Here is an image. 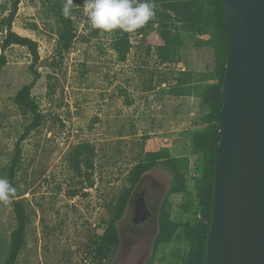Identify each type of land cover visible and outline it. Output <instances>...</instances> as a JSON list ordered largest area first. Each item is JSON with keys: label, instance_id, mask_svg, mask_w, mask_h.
<instances>
[{"label": "rangeland", "instance_id": "374dc122", "mask_svg": "<svg viewBox=\"0 0 264 264\" xmlns=\"http://www.w3.org/2000/svg\"><path fill=\"white\" fill-rule=\"evenodd\" d=\"M13 2L0 0V54ZM63 2L21 0L11 23L13 32L38 45L39 76L31 90L41 115L38 127L30 129L32 117L14 104L17 92L34 78L26 48L6 49V64L0 69V178L8 179L17 156L14 197L27 212L17 264H91L89 246L129 187L131 169L152 146L182 160L189 211L180 207L183 194L168 195L174 184L171 170L156 165L141 177L117 222L119 245L107 264H182L188 250L182 226L199 219L193 200L199 164L192 137L210 125L211 110L202 104L200 93L218 82L210 32L181 31L177 59L163 64L156 53L161 43L156 14L129 33L131 50L121 63L112 49L114 30L93 29L84 0H73L75 38L67 51L61 49L56 12ZM153 2L159 13L162 4ZM84 143L94 152L91 181L77 178L67 160ZM165 198V211L180 228L169 244L154 249ZM141 199L148 216L136 223L135 205ZM15 228L11 202H0V264H5Z\"/></svg>", "mask_w": 264, "mask_h": 264}, {"label": "trees", "instance_id": "16d2710c", "mask_svg": "<svg viewBox=\"0 0 264 264\" xmlns=\"http://www.w3.org/2000/svg\"><path fill=\"white\" fill-rule=\"evenodd\" d=\"M21 0H14L13 11L6 20V33L1 44L0 69L6 64L4 52L11 46L26 48L31 56L32 64L30 72L34 76L33 81L24 85L15 95L14 104L24 115L32 117L30 129L40 125L41 115L38 106L31 97V90L38 79L35 68L39 62L38 45L28 37L21 36L11 30V23L15 17L17 6ZM162 4V10L156 13L160 22L159 39L160 44L156 46L159 62L173 63L182 47L180 32H197L202 35L210 32V44L213 48L215 67L214 72L218 79L217 84L207 87L200 93L203 105L211 110L209 116V127L206 131L195 132L192 137V151L198 158L199 177L195 181L194 203L197 206L199 219L193 223L182 226V238L187 242L188 250L183 258L182 264H206V243L211 221V206L213 195V178L216 148L218 144V132L221 121V89L225 74V30L224 13L221 0H153ZM60 23L59 43L63 51H67L75 38L70 18H64L61 10L56 12ZM112 49L118 62H125L131 50L129 33L119 29L114 30ZM17 156H15L8 175V180L14 186V167ZM68 164L77 178H86L91 181L94 169V152L88 144H79L73 148L68 155ZM182 160L172 158L168 150L159 147H149L141 156L138 163L134 165L128 176L129 187H125L116 204L110 211V220L107 227L98 235L87 250L91 264H107L113 257L118 245L119 236L117 222L122 218L131 198L132 192L139 183L141 177L152 170L156 165L162 163L169 168L173 174V182L168 195L183 194L184 203L181 209L189 211L191 197L185 186L184 175L180 170ZM92 183V182H91ZM167 198L163 201L158 213V231L154 238V249L160 245L169 244L180 225L171 221L165 211ZM186 200V202H185ZM16 228L10 235V242L5 259V264H17L19 254L25 243V230L27 224V212L21 201L11 200Z\"/></svg>", "mask_w": 264, "mask_h": 264}, {"label": "water", "instance_id": "95a60500", "mask_svg": "<svg viewBox=\"0 0 264 264\" xmlns=\"http://www.w3.org/2000/svg\"><path fill=\"white\" fill-rule=\"evenodd\" d=\"M225 74L206 264H264V0H221ZM143 200L134 221L147 218Z\"/></svg>", "mask_w": 264, "mask_h": 264}, {"label": "clouds", "instance_id": "9594fccd", "mask_svg": "<svg viewBox=\"0 0 264 264\" xmlns=\"http://www.w3.org/2000/svg\"><path fill=\"white\" fill-rule=\"evenodd\" d=\"M73 5V0H64L61 9L64 18H71ZM83 6L91 27L103 32L119 29L133 33L156 15L153 0H84ZM16 192L8 179L0 178V202L10 203Z\"/></svg>", "mask_w": 264, "mask_h": 264}, {"label": "flooded vegetation", "instance_id": "af4514ba", "mask_svg": "<svg viewBox=\"0 0 264 264\" xmlns=\"http://www.w3.org/2000/svg\"><path fill=\"white\" fill-rule=\"evenodd\" d=\"M137 204V203H136ZM135 209H136V205H135Z\"/></svg>", "mask_w": 264, "mask_h": 264}]
</instances>
